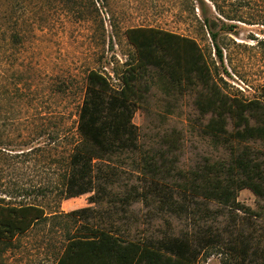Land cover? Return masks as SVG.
<instances>
[{
	"label": "rangeland",
	"instance_id": "374dc122",
	"mask_svg": "<svg viewBox=\"0 0 264 264\" xmlns=\"http://www.w3.org/2000/svg\"><path fill=\"white\" fill-rule=\"evenodd\" d=\"M141 27L194 39L211 88L180 87L153 71L134 117L139 150L95 161L91 192L70 197L88 75L120 89L138 60L127 31ZM213 93L231 104L264 102V0H0V204L37 205L46 216L0 239V264H56L84 226L154 244L187 238L197 264H264V199L243 189L237 210L188 186L195 171L233 158L236 119L227 117L224 139L205 132L212 114L198 103ZM248 144L264 166V140Z\"/></svg>",
	"mask_w": 264,
	"mask_h": 264
},
{
	"label": "trees",
	"instance_id": "16d2710c",
	"mask_svg": "<svg viewBox=\"0 0 264 264\" xmlns=\"http://www.w3.org/2000/svg\"><path fill=\"white\" fill-rule=\"evenodd\" d=\"M204 22L216 40L209 19L205 17ZM127 36L137 50L138 60L122 76L121 88L115 89L97 71L88 75L70 159V197L91 192L95 161L108 162L122 153L139 150L140 135L134 117L149 90L142 87V82L153 71L180 87L187 83L211 88L210 69L194 39L145 27L129 29ZM15 40H19L17 35ZM217 51L222 59L220 48ZM198 108L202 114H212L205 132L216 141L227 134V117L236 119L234 140L228 142L233 158L228 165H208L195 171L188 186L208 200L237 210L242 209L237 198L243 189H250L264 199V166L248 144L264 140V123L260 125L264 102L231 104L213 93L205 104L199 102ZM252 119L258 125H251ZM45 217L44 209L37 205L0 204V239L11 242ZM82 228L84 233L68 239L56 264H197L200 257V252L192 247L196 245L187 238L176 237L154 244L123 239L113 230Z\"/></svg>",
	"mask_w": 264,
	"mask_h": 264
}]
</instances>
